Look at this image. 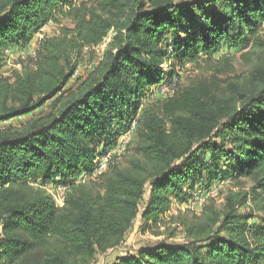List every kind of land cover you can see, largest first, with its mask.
<instances>
[{
  "label": "trees",
  "instance_id": "16d2710c",
  "mask_svg": "<svg viewBox=\"0 0 264 264\" xmlns=\"http://www.w3.org/2000/svg\"><path fill=\"white\" fill-rule=\"evenodd\" d=\"M63 19L72 27L40 40L34 67L13 83L0 80V123L48 106L23 132L0 131V264H93L125 243L140 215L143 232L165 227L173 239L182 227L187 243L163 244L116 264H264V64L244 84L232 85V96L222 102L214 78L180 85L178 73L203 58L214 63L209 72L231 70L227 54L215 60L225 47L264 50V0H96L79 6L73 0H0V66L7 49ZM111 32L99 66L77 80V89L68 87L84 50L103 44ZM171 63L166 73L161 65ZM175 80L172 96L150 103ZM134 127L130 166L112 164L92 180L94 160ZM222 169L228 171L223 176L251 186L229 192L222 208L207 206L192 220L181 214L168 226L173 199H187L194 178ZM38 182L64 185V205L36 189ZM249 204L259 224H249L253 214L239 212Z\"/></svg>",
  "mask_w": 264,
  "mask_h": 264
},
{
  "label": "rangeland",
  "instance_id": "374dc122",
  "mask_svg": "<svg viewBox=\"0 0 264 264\" xmlns=\"http://www.w3.org/2000/svg\"><path fill=\"white\" fill-rule=\"evenodd\" d=\"M95 1L96 0H73V5H92ZM212 8L215 9V7ZM195 19L200 20V16H197ZM193 24L194 21H190L189 25ZM63 26L71 28L72 23L68 19H63L61 25L54 23L49 24L39 33H36L33 40L29 43H23L7 49L4 61L0 66V80L13 83L18 73L23 72L26 68L34 67L40 54V40L45 37L59 35L61 27ZM262 34L264 36V26L262 27ZM113 35L114 34L111 32L106 42L97 47L91 49L86 48L84 50L82 59L79 62L68 87L74 86L77 89L79 84H81V82H78L77 80L80 78V81L85 80L87 76L97 66H99L105 56V52L108 49L109 42L111 41ZM180 38L185 40L186 35L182 33ZM171 42L172 39L169 35L166 37V41L164 43L165 47H168ZM226 54L231 61V70L224 71L221 74L209 72V68L213 66L214 63L207 61L206 58H203V63L200 62V66L187 63L183 69H178V73L182 77L180 85H187L191 82H201L214 78L219 82V87L215 91V95L218 97V101L222 102L227 100V97L232 96V85L244 84L246 80L251 78L254 69L257 66H262L264 64V50H254L252 48H248L239 51L237 49H227L225 47L215 56V60L221 59L222 56ZM172 61H175V59ZM171 65L172 63L163 64L161 65V68L166 73H169L171 71ZM176 85L177 80L171 83V86H168V84L165 85L161 88V93H157V95L154 94L152 96L150 103L155 104L161 97L167 95L172 96L173 89H176ZM47 107L38 111L34 116L0 123V131L3 129H9L12 131L23 132L26 129V124L32 120H38L41 116L48 113ZM137 130L138 128L134 127L130 133L124 134L119 139L118 145L107 155L108 161L105 158L100 161L103 170L100 169L92 180H97V177L106 172L112 164L119 165L124 168H128L130 166V162L135 156L134 150L137 145ZM206 160L211 164L210 156H207ZM227 172V169H222L220 173H217L214 170L205 171L201 179H199V177L194 178L192 183H190L185 189V192H187L189 197L184 200L173 199L172 209L165 217V222L168 226L171 228L175 226L172 224V217H178L182 214L188 216L189 220H192L195 218H201L207 206L213 205L217 208H222L226 202V197L229 192L245 190V188L247 189L251 186V181H244V185H240L236 181L229 178L230 175H227V177L223 176V173L228 174ZM210 176L214 177L212 183H210ZM83 179L84 176H82L79 180L82 181ZM191 185L193 186L191 187ZM34 187L36 189L46 191L60 206L64 205L63 202L67 192V188L64 185L55 182L43 185L41 182H38L34 185ZM200 194H203L206 197L203 205H200V203L196 200V196H199ZM148 198L149 197L147 195L146 201L141 205L142 214L146 210ZM239 212L241 214H253L254 217L249 221V224H259L260 215L256 210H254L251 204L244 206L239 210ZM142 224V216L140 215L134 228L128 233L125 243L121 247L115 250H110L106 254H99L93 264H116L119 259L125 258L127 255L138 256L141 252L149 251L163 244L181 246L187 243L185 232L182 227H179L173 239H168L165 234V227H161L160 229L150 227L146 230V232H143L141 228Z\"/></svg>",
  "mask_w": 264,
  "mask_h": 264
},
{
  "label": "built area",
  "instance_id": "2783aa9c",
  "mask_svg": "<svg viewBox=\"0 0 264 264\" xmlns=\"http://www.w3.org/2000/svg\"><path fill=\"white\" fill-rule=\"evenodd\" d=\"M104 158L108 161V156H105V157H97V158L94 160V165L98 168V171H99L100 169L103 170L100 161H101L102 159H104ZM96 164H98V165H96ZM213 193H214V192H213ZM196 197H197L196 200L200 203V205H203V204L205 203L206 197H205L203 194H200L199 196H196ZM63 204H64V202H63Z\"/></svg>",
  "mask_w": 264,
  "mask_h": 264
}]
</instances>
